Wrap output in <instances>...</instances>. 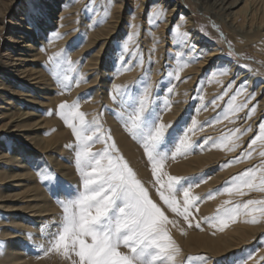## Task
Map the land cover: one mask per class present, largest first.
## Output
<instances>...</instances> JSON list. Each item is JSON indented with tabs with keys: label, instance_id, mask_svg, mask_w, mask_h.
<instances>
[{
	"label": "bare ground",
	"instance_id": "bare-ground-1",
	"mask_svg": "<svg viewBox=\"0 0 264 264\" xmlns=\"http://www.w3.org/2000/svg\"><path fill=\"white\" fill-rule=\"evenodd\" d=\"M22 1L23 11L18 9ZM39 1L46 13L41 23L39 13L34 11L40 7ZM196 1L204 10H218L227 34L239 44H254L264 36V0ZM79 2L0 0V37L4 32L9 34L5 53L0 56L4 60L0 61V242L4 245L0 264H33L25 259L19 246L22 242H41L43 237L36 226L46 223L48 228L52 220L53 209L38 180L47 179L48 165L55 167L61 182L69 183L68 187L74 183L70 166L65 164L70 153L63 148L70 139L54 118L62 102L72 104L79 98V110L87 117L100 110L96 108L101 102L105 104L104 121H100L106 134L110 130L116 147L136 176L144 177L147 173L140 154L121 131L122 107L111 99L110 93L119 85L127 86L129 95L135 96L146 79L156 101L153 110L160 112L162 122L171 125L167 135L171 147L184 123L190 127L192 119L198 122L194 134L189 133L193 150L166 161L165 171L178 176L196 174L197 183L205 190L209 185L219 186L221 178L227 177L232 186L230 182L237 174L250 168L264 169V159L259 155L264 144L257 141L253 149L248 148L259 134V123L264 121V78L207 39L175 1L91 0L83 15ZM57 8V16L51 21ZM158 11L162 16L155 14ZM5 15L13 18L7 25ZM177 27L179 33L188 35L174 33ZM243 46L238 45L239 54ZM137 51L145 58L142 69ZM193 57L199 58L193 61ZM64 61L58 69L57 65ZM177 69L179 80L174 78ZM200 78L206 80L201 92L196 87ZM65 85L69 86L67 90ZM239 89L242 91L237 95ZM234 95L236 105L247 107L231 111L229 101ZM165 103L170 107L161 111ZM253 107L255 111L249 117ZM225 131V135L218 136ZM6 143H10L9 148ZM247 151H251V156L245 158ZM203 170L207 176L201 182ZM142 185L148 191V185ZM214 190L227 197L234 193ZM254 191L247 192L249 200L259 196ZM208 208L212 207L205 206L203 211ZM248 219L242 215L237 218L239 225L230 223L223 231L216 228L215 233L189 232L185 238L176 237L188 253L233 258V264H241L236 261L238 251L252 252L255 247L251 258H242V264H254L257 254L264 257V217L258 216L255 224L246 223Z\"/></svg>",
	"mask_w": 264,
	"mask_h": 264
},
{
	"label": "snow or ice",
	"instance_id": "snow-or-ice-1",
	"mask_svg": "<svg viewBox=\"0 0 264 264\" xmlns=\"http://www.w3.org/2000/svg\"><path fill=\"white\" fill-rule=\"evenodd\" d=\"M155 14L162 16L160 11ZM107 15L108 10L105 9V17ZM173 32L179 36L188 35L179 33L178 27ZM123 47L127 51V45ZM197 58L199 57H193V61ZM71 63L69 60V64ZM174 78L179 80V69ZM68 87L65 85V90ZM168 91L171 94L172 89ZM241 91L242 89L237 90V95ZM152 96V85L146 79L142 90L135 96L129 95L127 86L122 88L119 85L114 86V91L110 93L111 99L122 107L120 117L126 131L144 150L160 200L172 213L183 217L189 227H192V209L197 208L201 198L193 195L192 184L184 186L183 181L188 178L170 175L164 169L169 159L175 160L193 150L189 133L194 134L198 122L192 119L191 126L186 127L182 135L176 138L173 147H167V134L171 125L162 122L160 112L153 110ZM235 100L234 95L229 101L231 111L247 107L246 104L236 105ZM169 107L165 103L161 111ZM254 111L255 108H251L248 116ZM56 115L71 129L76 142L75 168L82 190L78 188L71 198L58 200L63 209L62 222L58 225L57 232L51 234L50 247L44 254L55 251L71 258L74 253L78 261L74 260L73 264H176L180 249L166 227L176 226V221L165 216L150 198L133 169L119 154L110 130L105 134L98 118L86 119V114L79 110V98L72 104L60 103ZM258 128L259 134L250 141L249 149H253L257 141L264 142V121L259 123ZM94 143H103L104 148L93 152ZM259 155L264 157V151ZM243 156H251V151L245 152ZM203 179L202 177L201 182ZM47 180L54 184L63 183L50 170ZM230 183L232 186L224 189L229 194L237 192L243 195L244 188L264 191V169H247L233 177ZM178 193H182V199H178ZM213 195L210 192L207 198H212ZM224 204L230 205L231 202L225 201ZM242 215L250 217L246 223H258V216L264 217V200H248L243 205L221 207L211 220L215 221L214 227L218 226L223 231L229 223H235ZM195 227L200 229V223L197 222ZM121 248L127 251H122ZM199 259L204 261L210 258Z\"/></svg>",
	"mask_w": 264,
	"mask_h": 264
},
{
	"label": "rangeland",
	"instance_id": "rangeland-1",
	"mask_svg": "<svg viewBox=\"0 0 264 264\" xmlns=\"http://www.w3.org/2000/svg\"><path fill=\"white\" fill-rule=\"evenodd\" d=\"M171 1H175L177 4L179 3L178 7L180 8V11L183 10L185 13H187V16L190 17L191 19H193L197 23V25L200 28V31L205 35V37L207 39H209L210 41H212V43L217 44L220 48H222L226 55H228L230 58H233L237 62H241L246 68H249V69L251 68L258 77L264 78V46H262V45H264V36L259 38L260 40L259 39L256 40L254 42V44L253 43H251V44L246 43L245 44V42L240 43L244 46H243L242 54H239L237 52V48H238V45H240V44H239V42H237L236 38L228 35L229 33L227 34L228 31H226L227 30V29H225L226 27H224L220 22L222 19L220 20V18H219L220 13H218V10H216V9H215V11L210 10V9L204 10L202 8L200 2H198L196 0H191V1L190 0H171ZM90 2H91V0H84V1L80 0L79 4H80V10H81L82 15H83V13H85L87 11V7H88ZM38 3L40 4L39 5L40 7H38V9H34V11H37L39 13L40 16H38L37 18L39 20L38 23H41V22H43V21H41V19L43 18V15L46 13L44 11V7H42L43 4L41 3V1H39ZM34 7H37V6H34ZM18 9H20L22 11L24 10L23 1H22V3L19 4ZM58 9L59 8H57L54 11V16L50 17L51 21L55 20V17L57 16L56 14L58 12ZM11 13L13 16L14 15L13 11ZM175 13H177V12L174 11V14ZM213 13H214V15H213ZM12 16L11 15H5L4 25H7V23L13 19ZM8 36H9V34L4 32L0 37V56L5 53L4 43L7 40ZM256 42H257V44H256ZM93 51L95 52V49ZM6 54H9V52H6ZM137 55H138L137 56L138 62L141 65V69H142L145 65V58H144V56H141L142 54L138 51H137ZM7 57L8 56H6V58ZM141 57H142V59H141ZM0 61L4 62L2 57L0 58ZM65 63H66V61H64V63H62V64H58L57 68L60 69L61 67H63V65ZM199 80L200 81L197 82L196 87H198L199 91L201 92L204 89L206 80L204 79L201 81V78ZM152 102H153L152 108L154 109L155 108L154 105H156V101L154 102V100L152 99ZM68 104H69V102H68ZM99 106L96 109L97 110L100 109L101 111L96 110L97 111L96 113L92 112L93 115L91 114V116H89L90 118L86 116V119L91 120L93 118H96L95 116L97 115L98 117H101L99 119V121L101 119H102L101 121H104L103 118L105 117L106 105L101 102ZM102 112L104 114H102ZM54 118H57L56 120L61 125L62 130L65 131L68 138L70 139V140H67L66 144L63 143L64 144L63 148L66 152L70 153L71 158L65 164L70 166V169L72 171L71 172L72 173V179H74V183L72 186H69L70 187L69 188L68 187L69 183H65L63 181H62L63 182L62 184H54V183L48 182L47 179L46 180L38 179L39 180V187L46 193V196H47V198L50 202V205L53 209V212L50 213L52 220H49L50 225L48 228H45V227H47L46 223H45V225L37 224V226H36L37 232L39 231V234L42 235L43 240H41V242H39L35 245L34 244L29 245L28 243L22 242L21 245L19 246L20 250L22 251L23 255L25 256V259L28 261H31V263H33V264H73L74 260L78 261V258L75 257L74 253L71 254V258L64 256L62 253H58L55 251L49 252L47 255L44 254V251H46V249L48 247H50L51 234L57 232L58 225H60L62 222L63 209L60 206V204L58 203V200H65V199L71 198L74 194H76V191L78 188L80 190H82V188L80 187L81 180H80L79 174L75 168V159L74 158H75V143L76 142H75L74 137L72 135L71 129L68 128L64 124L63 120L58 115H55ZM101 121H100V123H101ZM122 124H123V121H122ZM101 125H102V127L104 126L103 130L105 132L106 128H105L104 123L102 122ZM186 127H189V126H187L186 123H184L180 127V129L178 130L180 135H182L183 130ZM121 131H122V134L125 136V138L129 142H131L134 145V147L136 148V150L139 152L141 160H142V165L144 164L143 166L146 169L147 175H145L144 177H137V178L138 179L140 178L139 180L141 181L142 184L143 183L146 184L145 186L148 185L147 188H148V193H149L150 198L153 200L154 203L157 204L158 207L161 208V211L164 212L165 216H167L170 220L176 221V226H173V225H167L166 226L171 237L173 238L174 242L176 243V245L180 249V254L176 258V264H212V261H215V264H221V263H223V261L226 262L225 264H229V263L233 264V261H231V260H235L233 258L228 259V258L224 257V258H220V259H217V258L215 259L207 253H202V254L201 253H195V254L188 253L184 249L181 240H178V238L176 236H180V238H185V236H187V234H189V232L195 233V234L214 232V230L216 228H218V226H215V227L213 226L215 224V221L211 220V218L216 215L217 210L220 209L221 207H229L232 205H243L245 202H247L249 200V198H247L249 196L247 192L250 190H248L246 188L242 189L243 195L234 194L235 193L234 192L231 197L229 195H228L229 197L223 196L222 194H221L222 195L221 196L220 194L217 195L214 192L215 191L214 189L224 190L226 187H230L229 179H227V177L225 179L221 178V182H220L221 184H219V186H217V187L212 186V188H211V187H209L210 186L209 185L208 188H206L204 190L197 183L199 181V179L197 180L198 177L196 176V174H193L191 176H189V175L180 176L179 175V177H183V178L189 177L188 180L183 181L184 186L186 187V186H188V184H192L193 185V187H192L193 195L201 198L198 202L197 208L192 209L194 219L191 220L192 227H189L188 223H186L184 221L183 217H177L174 213H172L167 208L166 205H164L163 201L160 200L159 195L156 191V186H154V178H153L152 173H151L150 164L147 161V158L144 154V150H143L141 144L138 141H136L135 139H133V137L126 131L124 124L121 127ZM170 131H171V128H170L168 134L170 133ZM226 133L227 132L225 131L222 134H218V136H221L223 134L225 135ZM105 134H106V132H105ZM166 143H167V147L172 148L168 144V142H166ZM260 143L264 144V142H262V141H260ZM66 145H71L72 147H67ZM96 145H95V143L92 145V151L93 152L100 151L104 148L103 143L96 144ZM6 146H7V148H9L10 143H6ZM263 149H264V146H263ZM10 154L7 153V155H10ZM119 154L122 155V153L120 151H119ZM261 158L264 159V157H261ZM226 163L224 165H226ZM48 168H49L50 172L55 174V176H57L59 178V181L61 182L60 177L57 174L58 171L54 169L55 167L48 165ZM215 169H216V167H215ZM205 171L206 170L200 171V173H202L201 176L204 179L207 176ZM200 173H197V175H199ZM48 174H49V172H48ZM170 175L178 176L177 174H170ZM237 175H239V174H237ZM222 176H223V174H222ZM221 190H219V193ZM59 191L60 192L62 191V193H60ZM210 192L214 193V195L212 198H207V194ZM254 192L257 193V195H259V196L255 197V200H257V201L264 200V191L255 190ZM9 193H12V192H8L6 194H9ZM151 194H152V196H151ZM216 195H217V197H216ZM222 198H224V199H222ZM178 199H182V193H178ZM225 201H230L231 204L225 205L224 204ZM205 206L212 207V208H208L209 210L207 209L205 212V211H203V208H205ZM0 217H1V213H0ZM197 222H199L201 225L200 229H197L195 227V224ZM233 224L239 225V222L236 221ZM42 229H43V231H42ZM175 232L178 233V235L177 234L175 235ZM249 246L250 247H248V248H251V247H253V244L249 245ZM252 249H253L252 250V252H253L255 247H253ZM121 250L127 251V249H124V248H121ZM3 251H4V245L2 242H0V257H1V253H3ZM248 251L249 250H247V253H241V250L238 251V255H236L237 256L236 261L242 262V258H245L247 255L252 254V252H248ZM261 256H262L261 253L256 255L257 258L254 260V264H264V257L262 258ZM188 257H193L194 259L188 260L187 259ZM199 257H206V258L211 257L210 259L212 261L210 259L202 261L199 259ZM260 259H261V261H260Z\"/></svg>",
	"mask_w": 264,
	"mask_h": 264
}]
</instances>
